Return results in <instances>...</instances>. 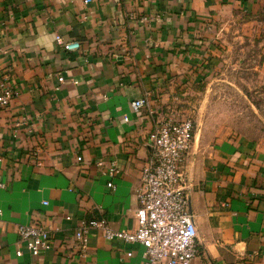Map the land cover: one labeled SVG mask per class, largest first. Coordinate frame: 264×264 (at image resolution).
<instances>
[{
    "label": "crops",
    "instance_id": "obj_1",
    "mask_svg": "<svg viewBox=\"0 0 264 264\" xmlns=\"http://www.w3.org/2000/svg\"><path fill=\"white\" fill-rule=\"evenodd\" d=\"M236 14L264 31V0H0V77L16 89L0 105V264H141L140 244L94 228L83 257L72 235L86 217L137 227L149 135L163 114L184 112ZM197 135L184 167L200 247L191 264H264V150ZM37 222L54 247L33 256L16 230Z\"/></svg>",
    "mask_w": 264,
    "mask_h": 264
},
{
    "label": "built area",
    "instance_id": "obj_2",
    "mask_svg": "<svg viewBox=\"0 0 264 264\" xmlns=\"http://www.w3.org/2000/svg\"><path fill=\"white\" fill-rule=\"evenodd\" d=\"M125 1V0H121ZM57 41L66 51L80 48L77 41ZM63 81V78H60ZM16 89L8 77H0V105H10ZM147 99L132 102L133 110L141 113ZM126 120L128 118L126 117ZM195 125L190 117L177 110L163 114L149 135L151 156L141 169V187L137 192L139 206L136 212L137 227L134 230H116L105 218H81L72 235L78 253L83 257L88 251L89 239L94 228L102 231L107 240H123L140 244L144 251L141 264H191L199 255L198 229L191 208V190L185 184L184 167L194 138ZM82 160V157H78ZM37 165H41L37 161ZM103 165L102 161L98 162ZM113 178L120 170L115 162L109 166ZM4 187V184H0ZM108 187H114L113 181ZM71 219L70 215L66 216ZM19 240L27 250L38 256L54 247V233L42 222L17 226ZM132 250L126 253L133 256ZM21 256L22 251H17Z\"/></svg>",
    "mask_w": 264,
    "mask_h": 264
},
{
    "label": "rangeland",
    "instance_id": "obj_3",
    "mask_svg": "<svg viewBox=\"0 0 264 264\" xmlns=\"http://www.w3.org/2000/svg\"><path fill=\"white\" fill-rule=\"evenodd\" d=\"M215 36L208 62L181 105L195 134L242 139L264 150V31L240 14Z\"/></svg>",
    "mask_w": 264,
    "mask_h": 264
}]
</instances>
